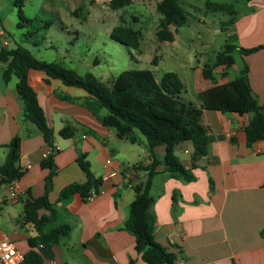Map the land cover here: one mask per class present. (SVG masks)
I'll list each match as a JSON object with an SVG mask.
<instances>
[{"label":"crops","instance_id":"0c3cea01","mask_svg":"<svg viewBox=\"0 0 264 264\" xmlns=\"http://www.w3.org/2000/svg\"><path fill=\"white\" fill-rule=\"evenodd\" d=\"M161 1L131 0L125 8L113 10L110 5L97 4L94 0H39L36 14L27 17L38 22L45 20L52 25L56 22L69 34L81 33L79 28H73L69 23H105L108 19L106 30L110 38L114 28L126 26L141 34L138 52L144 47V40L155 41L154 45L161 50L163 44L178 45L182 30L188 27H180L173 42L159 41L157 34L163 18L158 11ZM182 1L193 4V0ZM5 2L13 15L16 11L15 0H0L1 23L6 21L2 9ZM245 2L246 10L237 12L234 22L230 19L214 25H217L216 31L220 28L226 34V44L238 48L233 54L235 63L232 67L238 69V76L243 68H248L252 92L259 105L264 107V49L251 54L241 51L264 44V0ZM227 3L228 0L213 4ZM28 4L29 1L24 0V12ZM206 5V13H213L207 10ZM187 14L189 24L191 15ZM9 16L12 17L10 12ZM128 17L132 22L127 20ZM198 22L210 27L206 17L198 19ZM0 35L4 45L13 49L4 28L0 29ZM29 51L35 57L33 51ZM235 55L240 59V67H237ZM35 58L61 63L77 73L78 65L83 64V60L71 51L57 60H46L41 54ZM98 63L95 61L94 65ZM152 63L154 69L151 70L155 73L160 61L156 63L153 60ZM181 65L186 66L184 63ZM4 69L2 64L0 167L6 160L7 145L15 137H20L18 165L23 174L14 181L16 198L11 197L9 184L0 186V241L8 239L15 242L24 255L31 250L29 239L38 237L39 231L25 221L26 203L45 195L51 171L43 168L42 163L54 155L56 173L48 199L57 211L56 225L71 226V233L58 245L38 244L34 248L43 262L56 260L58 264H70V255L76 251L72 258L78 264H146L142 259L143 253L135 249V236L126 228L130 206L136 197L134 186L147 177L141 166L151 163L146 140L140 137L138 143H131L118 138L115 129L102 124L101 118L107 110L101 108L94 97L81 88L67 86L61 80L48 77L43 71L31 70L30 84L37 93L48 125L54 131L51 147L39 128L24 120V104L16 89L18 79L13 76L5 81L2 77ZM195 70L198 75L191 82V96L184 97V101L198 108L202 105L200 93L238 77L230 75L232 68L225 66L214 68L211 79L204 77L203 66ZM175 73L186 84L180 72ZM252 118L253 114L203 109L201 125L209 137L207 156L194 165L191 142L176 148L177 157L186 169H192L195 181L185 183L170 178L163 172V166L158 168L159 173L151 187V195L156 198L152 208L155 217L153 234L160 245L176 255V264H264V140L250 146L247 144L246 128ZM67 126L74 128L73 138L61 136L60 132ZM79 153L87 155L94 176L103 179L102 192L88 202L79 194L59 201V195L66 186L86 181L76 161ZM155 154L162 161L165 147H156ZM49 215L46 209L39 211L41 220ZM52 227L54 225H48L46 230Z\"/></svg>","mask_w":264,"mask_h":264},{"label":"trees","instance_id":"16d2710c","mask_svg":"<svg viewBox=\"0 0 264 264\" xmlns=\"http://www.w3.org/2000/svg\"><path fill=\"white\" fill-rule=\"evenodd\" d=\"M130 2L131 0H114L110 7L113 10H120L128 6ZM23 3V0H17L15 3L19 16L18 28L23 29L26 26L33 28L37 20L24 15ZM206 8L213 13L237 15V11L228 3L221 5L207 3ZM158 11L163 15L157 34L159 41L173 42L178 29L187 24L188 14L179 0H162L158 5ZM235 18L234 16L233 22ZM44 27L49 29L51 23H45ZM37 34L38 30H29L26 37L37 39ZM111 38L132 50L137 51L141 46L140 32L130 27L114 28ZM40 43L41 41H35L34 45L38 46ZM237 49L232 44H226L224 50L217 54L214 66H205L204 77L211 79L213 69L219 66L230 69L235 63L233 54ZM262 49L264 44L241 51L251 54ZM0 63L5 65L2 73L5 81H9L13 76L18 79L16 89L24 104V120L35 124L51 147L54 144V131L48 125L37 93L30 84L31 70L43 71L48 77L61 80L67 86L81 88L94 97L98 105L107 110V114L101 118L102 124L115 129L118 138L131 143H138L140 137L145 138L151 163L141 166L147 177L144 182L134 186L136 197L130 206V217L126 228L135 236V249L138 253H143L142 259L146 264H176V255L160 245L153 234L155 217L152 208L156 198L151 195V187L160 166L164 167L163 172L170 178L179 179L185 183L195 181L196 177L192 169H186L177 157L176 148L182 143L191 142L194 147L192 154L194 165L207 156L209 137L201 125L202 110H216L239 115L253 114L246 128L247 144L250 146L264 140V114L262 113L264 107L259 105L252 92L247 67L243 68L240 76L229 83L200 93L199 100L202 105L198 108L184 101L186 87L175 72H167L158 80L151 69L126 70L107 85L92 73L80 75L61 63L39 60L22 46L8 49L1 35ZM74 132V128L67 126L60 134L70 139L74 137ZM159 146L165 147V157L162 161L155 154V149ZM7 148L6 160L0 167V186L19 180L23 174L18 165L21 154L20 137H15ZM76 161L84 172L86 181L66 186L59 195V201H66L73 195L79 194L88 202L102 192L103 179L94 176L87 155L79 153ZM42 167L49 169L51 174L47 179L45 195L38 199H30L26 203L25 221L32 223L39 231V235L29 239L31 250L25 254L24 264H42L43 260L34 248L38 244L58 245L71 233V226L56 225L57 211L48 199L52 178L56 173L54 155L45 159ZM42 209L50 212L45 220H41L39 216V211ZM48 225H54V227L46 230Z\"/></svg>","mask_w":264,"mask_h":264},{"label":"rangeland","instance_id":"374dc122","mask_svg":"<svg viewBox=\"0 0 264 264\" xmlns=\"http://www.w3.org/2000/svg\"><path fill=\"white\" fill-rule=\"evenodd\" d=\"M28 1L29 4L26 11H23L24 15L26 17L34 16L39 0ZM221 1L225 0H193L191 1L193 4L190 5L180 0V5L191 15L189 16L190 23L186 24L188 27L182 30L178 45L163 44L162 51L157 49L154 45L155 41L152 43V40H144V47L140 50L141 52L115 42L110 38V34L106 30L109 24L108 19H106L105 23L103 21L84 24L78 22L69 23V26L72 24L73 28H79L81 30L80 34L64 32L61 29V25L56 22L47 29L44 27L45 23H47L45 20L35 22L33 28L26 26L23 29H19L18 8L15 4L14 9L16 11L13 15L11 8L6 6V2L2 7L6 21L0 22V29L4 28L6 31V39L11 42L10 48L14 49L20 45L33 51L35 57L41 54L46 60H57L59 57L67 55V51L76 53L78 58L83 60V64L77 67L79 74L92 73L101 78L107 85L123 71L154 69L153 60L156 63L160 61V66L155 68L157 79L160 80L167 72H180L186 83V92L183 97H188L191 96V82H194L198 75L195 69L201 66L204 69L207 65L213 67L217 54L224 50L227 42L226 34L221 32L220 28L219 31H216L217 25H214V23L229 21L234 16H237L236 14L231 16L226 13H206L204 4ZM16 2L17 0L14 3ZM228 3L237 12L246 10L245 0H228ZM99 9L103 11L101 6ZM9 12L11 16L13 15L12 17L9 16ZM82 15H84V12H82ZM125 16L127 17L126 13ZM205 17L210 27L198 22V19H204ZM127 20L132 22L131 17H128ZM29 30H38L37 39L26 37V33ZM35 41H41L40 46L34 45ZM209 43L211 44L209 45ZM235 58L237 67H240L239 57L235 55ZM95 61H99L98 65H94ZM180 63H184L186 66H180ZM88 64L91 66H88ZM231 68L230 75L238 76V69L235 67ZM1 69L2 64L0 63V73ZM75 253L76 251L73 252V255H70L72 260L70 264H78L77 260L72 258Z\"/></svg>","mask_w":264,"mask_h":264},{"label":"built area","instance_id":"2783aa9c","mask_svg":"<svg viewBox=\"0 0 264 264\" xmlns=\"http://www.w3.org/2000/svg\"><path fill=\"white\" fill-rule=\"evenodd\" d=\"M101 5H110L114 0H94ZM30 168V166H28ZM11 197L16 198L14 182L10 183ZM91 198L90 200H92ZM25 255L19 251L15 242L5 239L0 241V262L2 264H24ZM42 264H58L56 260L44 261ZM184 264V263H181Z\"/></svg>","mask_w":264,"mask_h":264},{"label":"water","instance_id":"95a60500","mask_svg":"<svg viewBox=\"0 0 264 264\" xmlns=\"http://www.w3.org/2000/svg\"><path fill=\"white\" fill-rule=\"evenodd\" d=\"M262 113H264V111H262Z\"/></svg>","mask_w":264,"mask_h":264}]
</instances>
